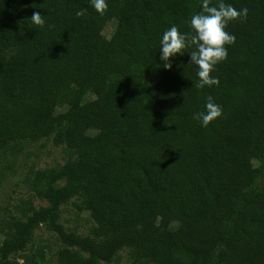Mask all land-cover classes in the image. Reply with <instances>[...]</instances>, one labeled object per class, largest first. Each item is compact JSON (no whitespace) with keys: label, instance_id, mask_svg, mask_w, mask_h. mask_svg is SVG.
I'll return each mask as SVG.
<instances>
[{"label":"trees","instance_id":"obj_1","mask_svg":"<svg viewBox=\"0 0 264 264\" xmlns=\"http://www.w3.org/2000/svg\"><path fill=\"white\" fill-rule=\"evenodd\" d=\"M224 2L248 15L226 28L236 40L210 73L219 85L196 88L189 54L166 70L159 41L172 24L189 31L200 0H106L103 13L89 0H0V187L30 141L52 136L76 153L30 168L29 189L50 205L0 217V264L45 261L42 223L56 264L110 263L122 250L132 264H264V0ZM209 96L223 113L201 127L193 113ZM74 195L87 234L59 221ZM20 250L23 263L9 257Z\"/></svg>","mask_w":264,"mask_h":264},{"label":"rangeland","instance_id":"obj_2","mask_svg":"<svg viewBox=\"0 0 264 264\" xmlns=\"http://www.w3.org/2000/svg\"><path fill=\"white\" fill-rule=\"evenodd\" d=\"M114 28V21L109 22L104 34L109 37ZM149 82L156 81L157 77L151 72L147 73ZM87 91L85 84H80L77 94L81 98L83 93ZM95 95L87 93L84 100H90ZM62 107H55L60 110ZM76 153L69 149L65 144H55L52 136L37 141H30L13 155L11 167L7 170L8 174L0 187V217L15 215L17 217L26 218L34 209L42 206H49L50 201L44 196L34 194L33 190L29 189L27 176L30 173V168L45 169L56 168L62 166L68 158H75ZM82 199L79 195L70 197L65 202L59 205V221L68 230L76 231L80 234H87L93 221L90 214L84 209ZM35 237L42 243H45V252L47 257L45 261H40L37 264H56L55 249L58 245L54 236L53 230H50L48 225L42 223L36 228ZM2 236L0 235V243ZM23 253L26 250H20L16 253H11L10 258L15 259L19 263L24 262ZM105 262H103L104 264ZM105 264H132L125 250L119 251L118 254L112 257L110 263ZM151 264V263H148Z\"/></svg>","mask_w":264,"mask_h":264},{"label":"clouds","instance_id":"obj_3","mask_svg":"<svg viewBox=\"0 0 264 264\" xmlns=\"http://www.w3.org/2000/svg\"><path fill=\"white\" fill-rule=\"evenodd\" d=\"M93 9L103 13L107 9L106 0H89ZM83 10L75 14L82 15ZM248 15L246 7L235 8L231 3L219 0L215 5H210L209 0H200V11L191 15L189 31H180L175 24L170 25L162 34L159 41V59L164 69L172 67L171 58L187 52L190 56V64L197 66L194 83L196 88L219 85V78L210 73L215 70V65L227 58L228 48L235 43L234 34L226 31L231 21L245 19ZM44 15L33 12L30 20L34 25H43ZM187 49H193L186 51ZM204 110L193 113V119L200 123L201 127H207L210 122L222 116L223 109L215 103L212 97H208L203 106Z\"/></svg>","mask_w":264,"mask_h":264}]
</instances>
